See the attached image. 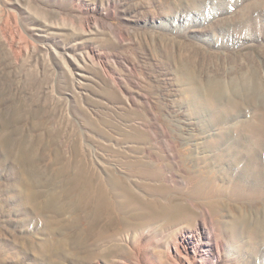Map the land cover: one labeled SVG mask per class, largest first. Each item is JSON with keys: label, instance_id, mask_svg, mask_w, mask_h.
Returning a JSON list of instances; mask_svg holds the SVG:
<instances>
[{"label": "rangeland", "instance_id": "374dc122", "mask_svg": "<svg viewBox=\"0 0 264 264\" xmlns=\"http://www.w3.org/2000/svg\"><path fill=\"white\" fill-rule=\"evenodd\" d=\"M0 264H264V0H0Z\"/></svg>", "mask_w": 264, "mask_h": 264}, {"label": "bare ground", "instance_id": "6f19581e", "mask_svg": "<svg viewBox=\"0 0 264 264\" xmlns=\"http://www.w3.org/2000/svg\"><path fill=\"white\" fill-rule=\"evenodd\" d=\"M261 224H262V222H261ZM261 226V225H260ZM255 230V229H254ZM256 234V233H255ZM257 237V236H256Z\"/></svg>", "mask_w": 264, "mask_h": 264}]
</instances>
